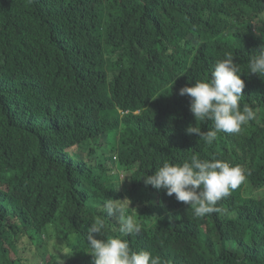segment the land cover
I'll return each instance as SVG.
<instances>
[{"label": "trees", "instance_id": "16d2710c", "mask_svg": "<svg viewBox=\"0 0 264 264\" xmlns=\"http://www.w3.org/2000/svg\"><path fill=\"white\" fill-rule=\"evenodd\" d=\"M261 46L264 0H0V264H92L87 231L100 216V239L120 236L102 206L125 197L141 232L121 238L159 264H264V76L248 73ZM229 52L255 117L208 144L186 134L202 121L178 90ZM189 143L251 170L203 217L143 183L199 152Z\"/></svg>", "mask_w": 264, "mask_h": 264}, {"label": "clouds", "instance_id": "9594fccd", "mask_svg": "<svg viewBox=\"0 0 264 264\" xmlns=\"http://www.w3.org/2000/svg\"><path fill=\"white\" fill-rule=\"evenodd\" d=\"M233 61V54L225 53L224 58L215 61L209 69L208 79L178 90V95L190 98L189 111L195 121H202L198 127H187L186 134H195L210 144L218 136H240L242 125L254 119L251 107L240 109L245 84L240 78L239 65ZM248 73L264 76V46L252 53ZM78 147L74 146V150ZM76 157L83 161L86 156L78 153ZM248 172L251 173V170L241 163L206 160L193 154L180 164L165 160L152 175L143 178V183L157 197L155 203L166 200L170 205L171 200L190 216L203 217L219 212L218 201L229 196L231 191L242 192L248 182ZM262 189L264 187L256 193L259 198ZM130 203L128 197L105 199L103 211L108 217L118 220L120 236L96 238L105 230V220L97 216L86 235L92 264H159L158 257L143 249L133 251L128 240L121 238L141 232V224L128 214Z\"/></svg>", "mask_w": 264, "mask_h": 264}, {"label": "rangeland", "instance_id": "374dc122", "mask_svg": "<svg viewBox=\"0 0 264 264\" xmlns=\"http://www.w3.org/2000/svg\"><path fill=\"white\" fill-rule=\"evenodd\" d=\"M0 60H1V58H0ZM192 145H196V144H190V143H189L188 151H199V146H198V145H196V146H194L193 148H191L190 146H192ZM204 151H205V145L201 148V150H200L199 152L194 153V154H198L199 158L204 159V158L201 156L202 153H203ZM71 152H72V151H71ZM73 152H76V151L73 150ZM124 177H125V174H122V175L119 176V184H120V185H121L122 178H124ZM96 238L100 239L99 236H96ZM84 241H85V240L80 239V243H81L82 247L85 245V244H84ZM26 245L34 246V245H31L30 243H26ZM62 248H63V247L61 246L60 249H62ZM88 251H89V250H88ZM88 253H89V252H88ZM23 256H24L25 259H34V258H35V251H34V249H29V250L27 249V250H25V252L23 253Z\"/></svg>", "mask_w": 264, "mask_h": 264}]
</instances>
